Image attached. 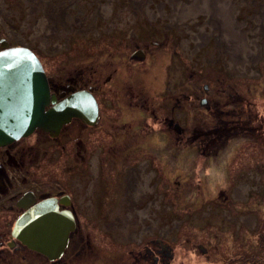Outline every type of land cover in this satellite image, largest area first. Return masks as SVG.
Returning a JSON list of instances; mask_svg holds the SVG:
<instances>
[{
    "label": "rangeland",
    "instance_id": "obj_1",
    "mask_svg": "<svg viewBox=\"0 0 264 264\" xmlns=\"http://www.w3.org/2000/svg\"><path fill=\"white\" fill-rule=\"evenodd\" d=\"M232 1L237 8L239 37L245 36L258 47L247 63L238 61L236 65L231 64L225 43L206 23L212 16L197 14L181 23L173 19L174 6L191 9L196 0H0V39L9 37L12 46L29 48L50 78L72 80L79 71H95L100 79L93 82L104 93L110 90L111 96L101 95V125L86 131L76 123L66 127L59 139L65 149L58 158L54 151L44 154L43 149L44 144L54 148L59 143H50L39 132L26 143L34 147L32 155L40 151L39 173L51 181L59 179L63 185L80 155L100 152L97 162H91V154H87L76 164L72 192L78 199L77 179L81 188L86 187L84 208L94 209L82 212V221L91 224L82 229L89 235L93 251L101 258L110 257L112 264L129 263L128 250L134 249L141 237L144 242L158 237L171 245L174 260L170 264H264V0ZM153 39H167L173 56L165 65L156 66L151 55L146 68L131 55L137 46L143 48ZM185 60L190 61L192 76L200 85L219 92L216 101L222 108L218 111L254 116V131L246 133L252 141L249 150L245 145L238 151L234 148L240 152L237 156L219 159L217 165L208 167L186 151L174 159V149L163 148V152L158 148L153 135L162 126L155 129L151 125L154 131L145 127L143 134L152 135L143 137L139 129L128 132V127L121 126L131 123V110H120L113 100L127 102L136 96L150 116L160 101L156 91L162 90L163 78L178 66L182 81L180 64ZM114 71L124 77L135 73L132 79L116 81L121 88L112 83L104 86V78ZM135 79L142 89L132 86ZM125 82L130 89L124 87ZM173 83V79L167 80V85ZM108 98L112 99L110 108ZM195 110L200 112L196 107L193 114ZM108 118L109 128L105 124ZM187 127L193 129V124H185ZM120 135L124 137L120 139ZM132 171L144 187L137 196L129 190ZM142 172L145 179L140 177ZM86 174L87 184L82 183ZM240 181L239 185H249L250 193L238 192L243 184L230 191ZM228 220L234 223L227 224ZM202 247L206 253L201 252Z\"/></svg>",
    "mask_w": 264,
    "mask_h": 264
},
{
    "label": "flooded vegetation",
    "instance_id": "obj_2",
    "mask_svg": "<svg viewBox=\"0 0 264 264\" xmlns=\"http://www.w3.org/2000/svg\"><path fill=\"white\" fill-rule=\"evenodd\" d=\"M153 40L149 44L144 45L143 48L137 46L135 52L131 55L132 59H137L136 62L141 61L145 63L144 67L146 68L149 66L147 60L151 55L153 64L156 66H161L162 63L165 65L169 61V58L173 56L167 39L164 41L160 39ZM2 41L7 45L6 48L15 47L10 44L9 37L0 39V47ZM151 47L153 48L152 51ZM189 62L185 60L183 64H180L181 70L184 71L182 81L179 82L180 73L178 66L173 67L171 69L172 73L163 78L162 90L156 91V98L160 101H157L158 105L156 109L150 111V116L147 115V109H144L145 105L136 99V96H133L131 99L129 98L127 102H124L126 100L120 98L119 102L118 100H113V103L120 110H131V118L128 120L131 123H127L126 121L121 125L128 127L130 129H127L129 130L128 132L139 129L140 135L143 137L147 136L146 134L152 135L149 133L143 134V131L146 130L145 127H150V130L154 131V127L152 126H155V129L162 126L163 130L161 129L162 131L160 130L157 134L153 135V137H156L154 143L158 148L174 149V159L186 151L190 156L193 154V157L204 160L206 165L211 167L212 164L217 165L219 159L226 157L225 159L228 160L227 157L237 156L240 153H237L238 148L243 145L249 150L252 141L249 137H246V133L249 134L254 131V127L252 126L254 116L243 117L240 112L231 111V113H222L218 111L222 108V104L216 101L217 97L219 98V92L214 91L206 84L200 85V80L192 76ZM135 71L138 73L137 70ZM135 71L131 73L130 77H124L122 72L114 71L104 78V86L112 83L115 85V88H121V83L118 85L116 81H119V78L124 81L126 78L132 79ZM85 74H90V78L88 76L85 77ZM85 74L84 71H79L71 80L64 79V77L61 78V76L57 77V79L50 78L45 72L50 94L55 96L57 103L81 91L89 92L93 96L97 105V118L94 125H86L80 119L74 118L70 123L62 126L56 137H51L48 133L37 129L26 138H21L6 146H0V264H96L97 261H100V264L113 263L110 257L101 258L99 253L93 251L92 247L94 246L90 245L89 235L86 236L85 230L82 229L84 226L88 227L91 225L86 221H82V218L85 216L82 212L94 209L84 208L83 191L86 187L81 188L80 180L77 179L76 185L79 188V198L77 199L76 195L72 192V181L77 176L76 164L83 161L84 156L87 154H91V162L93 160L97 162L98 158H100V152L91 150L90 152H86L85 155H80L70 168L72 172H67L69 173V177L66 184L63 185L59 179L51 181L49 179L52 178L46 177L45 173H39L40 170L37 169V166L41 156L39 154L40 151L37 156L32 155L34 147L31 143H26L32 135L39 132L50 143L53 141L59 143V146L54 148H47L46 144H44L45 147L43 149L44 154L47 151L49 153L54 151V156L58 158L59 152L65 149L64 145L59 142V139L66 127L76 123V125L80 126L81 130L84 129L86 131L98 128L101 125V95L108 94L111 96V93L110 90L107 93L102 92V87L93 82L96 78L100 79L95 71H85ZM138 75L140 78V73ZM168 79H173L174 83L167 85ZM135 84L139 85V89H142L140 81L133 80L132 86L134 87ZM129 86L131 85L126 82L124 83L126 89H130ZM112 99H105L107 108L111 107L112 102L110 100ZM196 107L200 109V112L195 110L196 114H193L192 111ZM109 122L110 119H106L105 124L107 127L110 124ZM189 123L193 124V129L185 128V124L188 126ZM115 126L117 127V125ZM257 128L260 129V127ZM239 134H243V136L238 137ZM114 137H116L115 134ZM122 137L124 135H120V139ZM125 140L128 141L129 138L126 136ZM41 144L42 142L39 143V145ZM128 145L131 146L133 144L129 142ZM97 148L103 150L102 147ZM108 148H111V146ZM128 148L126 146V149ZM164 149L162 150L163 152ZM198 153L203 154L197 156ZM49 157H53V155H49ZM230 171L231 169H228L227 174ZM88 173H90V167ZM86 176L87 174L83 176L82 183L87 184ZM88 177H90V174H88ZM241 182L243 181H240L237 185H233L230 191H235L243 184L242 187H245V191L247 190V193H250L249 185L246 186L245 183L239 185ZM262 191L261 189L259 192ZM45 201L54 202L59 212L68 211L74 219L75 228L69 235L67 246L61 256L54 260H49L46 256L29 249L13 235L18 219L34 206ZM233 223L230 220L227 222V224ZM241 223H243L242 220ZM174 239L175 237L173 236L172 241ZM135 245L134 249L128 250V261L130 262H126V264H170L174 260L173 247L158 237L151 238L145 242L143 241V237H141L139 243L135 241ZM201 249L202 253L207 252L205 248L202 247Z\"/></svg>",
    "mask_w": 264,
    "mask_h": 264
},
{
    "label": "water",
    "instance_id": "obj_3",
    "mask_svg": "<svg viewBox=\"0 0 264 264\" xmlns=\"http://www.w3.org/2000/svg\"><path fill=\"white\" fill-rule=\"evenodd\" d=\"M6 47L2 41L0 146L26 138L37 129L56 137L74 118L94 125L97 105L89 92L74 93L57 103L35 54L26 47ZM74 228L70 212H59L54 202L45 201L18 219L13 235L29 249L54 260L65 250Z\"/></svg>",
    "mask_w": 264,
    "mask_h": 264
},
{
    "label": "bare ground",
    "instance_id": "obj_4",
    "mask_svg": "<svg viewBox=\"0 0 264 264\" xmlns=\"http://www.w3.org/2000/svg\"><path fill=\"white\" fill-rule=\"evenodd\" d=\"M191 9L185 7V5L174 6L173 19L177 22H183L186 18L197 14L207 13L212 16V20L209 19L207 24L212 28L220 38V40L227 46V52L231 56V64L236 65L238 61L247 63L250 60L251 54L258 53V47L253 41L248 40L245 36L239 37L238 25L235 22V14L237 8L233 5L232 0H196ZM57 12V11H56ZM215 18V19H214ZM214 19V20H213ZM200 40V38H198ZM197 39V40H198ZM245 43V44H244ZM142 179H145L144 172L140 175ZM130 190L134 195H139L144 187L141 186L138 174L135 171L130 173L129 177ZM239 193L245 192V187L238 189ZM143 215H146L143 212Z\"/></svg>",
    "mask_w": 264,
    "mask_h": 264
}]
</instances>
